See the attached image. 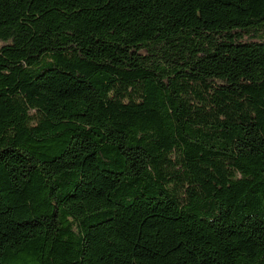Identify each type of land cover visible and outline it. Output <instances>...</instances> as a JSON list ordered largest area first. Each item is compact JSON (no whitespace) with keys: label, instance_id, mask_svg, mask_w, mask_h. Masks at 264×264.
<instances>
[{"label":"trees","instance_id":"16d2710c","mask_svg":"<svg viewBox=\"0 0 264 264\" xmlns=\"http://www.w3.org/2000/svg\"><path fill=\"white\" fill-rule=\"evenodd\" d=\"M0 264H264V0H0Z\"/></svg>","mask_w":264,"mask_h":264}]
</instances>
